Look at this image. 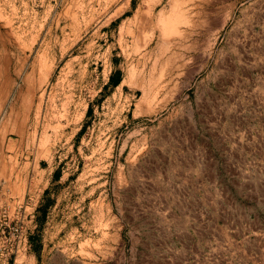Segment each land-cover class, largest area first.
I'll return each mask as SVG.
<instances>
[{
    "label": "rangeland",
    "instance_id": "obj_1",
    "mask_svg": "<svg viewBox=\"0 0 264 264\" xmlns=\"http://www.w3.org/2000/svg\"><path fill=\"white\" fill-rule=\"evenodd\" d=\"M264 264V0H0V264Z\"/></svg>",
    "mask_w": 264,
    "mask_h": 264
},
{
    "label": "crops",
    "instance_id": "obj_2",
    "mask_svg": "<svg viewBox=\"0 0 264 264\" xmlns=\"http://www.w3.org/2000/svg\"><path fill=\"white\" fill-rule=\"evenodd\" d=\"M251 264H254V263H251ZM257 264H260L259 262Z\"/></svg>",
    "mask_w": 264,
    "mask_h": 264
}]
</instances>
